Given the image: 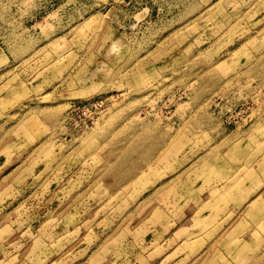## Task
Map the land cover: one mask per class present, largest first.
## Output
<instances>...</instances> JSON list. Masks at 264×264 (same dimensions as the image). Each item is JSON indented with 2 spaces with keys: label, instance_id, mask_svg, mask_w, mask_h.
Listing matches in <instances>:
<instances>
[{
  "label": "rangeland",
  "instance_id": "rangeland-1",
  "mask_svg": "<svg viewBox=\"0 0 264 264\" xmlns=\"http://www.w3.org/2000/svg\"><path fill=\"white\" fill-rule=\"evenodd\" d=\"M0 264H264V0H0Z\"/></svg>",
  "mask_w": 264,
  "mask_h": 264
},
{
  "label": "built area",
  "instance_id": "built-area-1",
  "mask_svg": "<svg viewBox=\"0 0 264 264\" xmlns=\"http://www.w3.org/2000/svg\"><path fill=\"white\" fill-rule=\"evenodd\" d=\"M83 112H86L88 114V121L85 123L83 126L86 128L88 124H92L95 116H96V103L87 105V106H82Z\"/></svg>",
  "mask_w": 264,
  "mask_h": 264
}]
</instances>
